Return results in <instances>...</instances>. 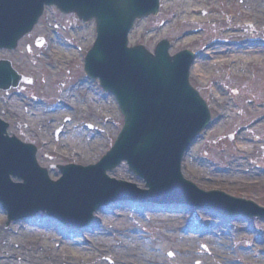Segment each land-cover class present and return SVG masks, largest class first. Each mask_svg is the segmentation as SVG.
I'll list each match as a JSON object with an SVG mask.
<instances>
[{
	"label": "rangeland",
	"instance_id": "obj_1",
	"mask_svg": "<svg viewBox=\"0 0 264 264\" xmlns=\"http://www.w3.org/2000/svg\"><path fill=\"white\" fill-rule=\"evenodd\" d=\"M161 2L163 5L159 16L137 23L131 34L130 43L131 45L143 44L153 50L161 39L168 38L172 42V54L184 49L199 53L200 57L193 68L191 81L208 101L213 118L211 128L201 134L186 156L182 168L184 177L205 192L222 191L232 197L252 201L264 208V53L247 57L238 55L241 64L239 62L236 66L232 62L231 65L224 64L216 67L212 64L223 61L228 55L221 52L214 54L215 52L211 51L217 47L216 45L220 46V42L223 41H226L229 47L244 45L256 50L264 48V12L258 15L262 20L259 24L254 18L244 16L240 6L230 0H176L171 5L172 11L179 13L180 17H189L190 21L187 23L177 21V18L168 14L165 6L168 0H161ZM202 5L211 10L204 9L194 14L193 16L199 17L200 20L196 23L190 16L193 9H203ZM223 10L225 12L222 13ZM243 11L252 14L246 6ZM37 36L47 40L44 49L35 48L34 39ZM95 38L94 23L84 24L76 18L63 16L56 10H48L36 34L22 44L20 51L0 53V56H7L12 60L19 71L36 78L35 85L27 86L24 90H12L11 107L18 102L17 105L26 107L24 109L26 111L39 112L35 118H24L23 121L31 124L39 119L41 125L50 128L46 131L47 137L44 136L46 141H43V138L32 140L39 148V162L44 168H50L52 164L80 166L98 164L106 152L111 150L122 129L123 116L114 97L106 94L98 83L88 79L84 73V58ZM30 44L33 46L31 54L27 52V46ZM248 60L251 63L246 65ZM203 64H205L204 78L203 73L197 70V67ZM94 96L97 103L93 108L89 101L93 100ZM0 99L2 106L3 100H9L3 93L0 94ZM9 107L10 105L6 106L4 110L9 111ZM58 109L65 112L59 124H62L64 119L68 123H63L66 127L65 134L71 135L70 139L62 141L63 143L56 142L57 131L62 130V125L54 127L53 122L59 119L61 110L56 112ZM6 118L14 120L12 127L14 134L23 140L30 141L23 133L34 134L36 131L33 125L30 131L21 120L19 125L17 118L11 113L7 114ZM79 133L84 135V139L101 143L100 151L91 162L84 163V152L78 148V143L81 141ZM200 165H206V167L201 168ZM108 175L116 181L128 182L141 190L145 189V182L131 173L127 164L118 166ZM50 176L57 180L61 173L58 169H53L50 170ZM183 187L187 188V186ZM164 189L162 187L161 190ZM115 192L118 191L115 189ZM125 192L128 191L125 190ZM165 192L168 191L165 190ZM128 194L126 198L134 197L132 193ZM119 197H125V195ZM203 199L196 198L194 202L211 205L210 202H202ZM113 205L102 210L110 211ZM219 208L222 209V207ZM249 209L255 211L253 208ZM0 210H2L1 207ZM120 212H128L126 217L119 216L117 219L119 222L128 224L124 234L121 235L118 231L115 232L116 234L105 237L116 240L117 237L119 239L131 237L127 235L133 236L138 232L135 234L138 236L135 242L141 243L143 251L140 256L136 251L128 253L129 255H120L119 264H121L120 260L126 256L133 257L137 264H145V259L148 260L151 255L159 264H199V262L200 264H227V261L232 264L237 258L240 264H257L260 258L256 250L261 249L258 242L264 238V223L256 218L234 215L232 218L245 219L242 220L245 222L232 220L228 222L232 227L231 229L227 227V232L235 235L237 245L232 248L228 244L225 249L223 246L215 249L211 246L214 241L210 239L211 237L201 239L194 235L191 241L180 242L179 236L188 237L184 236L188 233L185 231L187 226L184 228V235L179 233L174 235L161 226L165 220H157L162 213H153L155 211L145 205L142 207L140 203L138 207L120 209ZM231 212L236 213L235 210ZM200 213L196 210L186 211L179 217V223L198 229L199 235L205 233L201 232L202 230L213 231L211 224H215L217 215L207 217ZM107 218L110 217H104L101 221L98 215H95L89 227L90 230L74 231V234H79L76 239H83L79 241L82 242V246H77L74 239L69 240L72 238V234L71 236L68 234L69 230L60 226L58 221L49 219L46 214H39L35 219L28 221L44 223L49 221V224L53 225L52 229L46 227L49 231L34 229L24 224L27 221L12 222L7 225V215L0 211V264H4L1 259L16 258L12 256L13 254L7 255L10 254L7 251L15 249L12 247H20L21 242L25 245L24 250H27L20 253L25 264H117L114 262L117 256L112 255L108 250L109 257L106 255V248L102 247V250L92 245L98 243L95 240L96 233L104 226V223H107ZM104 227L107 228V226ZM250 228L255 229L256 232L247 235L246 231ZM6 234L8 239L12 237V241L8 239L5 241ZM22 235L23 238L20 237ZM243 235L254 240L246 241L249 239ZM226 240L229 242V238ZM120 243L119 246L116 245L117 248L124 245V242ZM84 245H88L85 247L87 253L83 251ZM128 247L131 246L126 243L124 247L126 251H130ZM245 249H247L246 252H242ZM234 254L238 255L234 256ZM25 255H28L29 260L23 259ZM222 257L226 260H221ZM18 261L21 262L17 256L12 264H17Z\"/></svg>",
	"mask_w": 264,
	"mask_h": 264
},
{
	"label": "water",
	"instance_id": "obj_2",
	"mask_svg": "<svg viewBox=\"0 0 264 264\" xmlns=\"http://www.w3.org/2000/svg\"><path fill=\"white\" fill-rule=\"evenodd\" d=\"M46 5L76 12L85 21L96 19L99 36L85 69L116 96L125 127L114 150L99 165L62 168L65 178L58 183H52L48 171L39 167L34 147H19L15 139L4 142L0 131V201L11 214L21 215L16 219L42 210L66 225L83 227L102 204L100 188L89 185L88 174L100 170L97 180L105 181L108 170L127 160L151 188L162 181L179 185L183 157L209 125L210 115L189 83L192 54L171 58L167 44L160 45L154 55L142 46L127 47L134 21L157 14L159 0H0V48L15 49L35 27ZM6 65V88L18 86L20 77ZM4 81L0 75V88ZM76 171L80 176L74 178ZM10 173L20 176L26 185H11ZM261 213L256 215L263 217L264 210Z\"/></svg>",
	"mask_w": 264,
	"mask_h": 264
},
{
	"label": "bare ground",
	"instance_id": "obj_3",
	"mask_svg": "<svg viewBox=\"0 0 264 264\" xmlns=\"http://www.w3.org/2000/svg\"><path fill=\"white\" fill-rule=\"evenodd\" d=\"M179 1H183V0H179ZM230 1H233V2L237 3L240 6V11L242 12V14H244V16H249V17L254 18L257 22H259V24L262 23V20H261V18L258 15L261 14L262 12H264V0H240V1L230 0ZM175 2H176V0H168V2L165 3L166 9L168 10V14L169 15L171 14L172 16L177 18L176 19L177 21H180V22H185L186 21L188 23L190 21V20H188V19H190L189 17H180L179 13H176L174 10L172 11L171 5H173ZM198 4H200V3H198ZM245 6L248 9V11L250 9V12L252 14L246 13V12L243 11ZM202 8L203 9H196L195 8V9L192 10V14H191L192 16H190L192 18L191 19L192 21L200 22L199 17L193 16L194 14L199 12L200 10H204V9L205 10H211V8H207L204 5H202ZM221 12L223 13V12H225V10H223ZM245 44H248V43H245ZM216 46H217L216 48L211 50L212 53L215 52L214 54H219L221 52V54L226 53L228 55V57L226 59H224L223 61L216 62V63L212 64L213 66H216V67L223 66L224 64H230L231 65L232 62H233L232 64L235 63L234 65H236V66L238 65L239 62L241 64V59L239 58L238 55H243V56L245 55L247 57V56H251V55L257 54V53H264V48L261 49L260 47H259L260 49H258V50H256L253 47L244 46V45L240 46V47H229L230 45L227 44L226 41L225 42L224 41L220 42V46L219 45H216ZM249 59H250V61H253L252 58H249ZM250 61L248 60L246 62V65L251 63ZM204 65L205 64H203L202 66L197 67L198 72H200L201 74L203 73ZM202 77L203 78L205 77L204 73H203ZM95 98H96V96H94L93 100L89 101L90 105L93 108L95 107V105L97 103V100ZM17 104H18V102L15 103V105H17ZM98 104H100V103H98ZM23 108L25 109V107H23ZM11 111L14 114V116H17L18 121L21 120L22 122H23L24 118H26V119L27 118H32V117L35 118L38 115V113H39V112H36L35 110H31V111L25 112V111H23L22 108L13 109ZM39 121L40 120L37 119L36 121H33V123H31V125H33V127H34L36 132L34 134L30 133V136L35 137L36 139L43 138L44 139L43 141H46L47 139L44 138V136H46V131L49 130L50 128L46 127L45 125H41L42 123L39 122ZM37 122L39 124H37ZM60 122H61V120H57L54 123V127L57 126ZM72 134L77 135V133H72ZM79 136H80V140L81 141H80V143H78V148L80 149L81 152H84V155H85L84 156V159H85L84 163H88V162L93 161L95 159L96 155H97V152L100 151V149H101L100 148L101 147L100 141L84 139V135H82V134H80ZM70 137H71L70 134H68V135H64L63 134L60 137L59 142L63 143L62 141H64V140L67 141L68 139H70ZM200 167L204 168V167H206V165H200ZM168 206L174 207L175 209H173L171 207H168ZM177 206H178V204H176V205L175 204L174 205H160V204H157L156 210L159 211V212L160 211L173 212L175 210H179V209L176 208ZM121 208L122 207L120 205L119 206H113L110 211H105V209H104V210H102V211L97 213V215L101 219V221L104 219V217H110V218H107L106 219L107 223L103 224L104 226H107V228H105L103 226L101 229H98V232L96 233L97 236H96L95 240L98 243L97 244L96 243L92 244L94 248H100V249H102V247L106 248V251H107L106 255H108V256H109L108 250L110 251V253L112 255L117 256L116 258H114V262L117 263V264H119V256L120 255H129L128 253L136 251V252L139 253V256H140V255H142V251H143L141 243L140 242H135V238L138 237L135 234H138V232H136L133 236L132 235H127V236H131V237H122L120 239L117 237L116 240H112L110 238H106L105 237V236H111L113 234H116L115 232H118V231H120L121 235L124 234L123 233L124 229H125V227L128 224L126 222H119V220H117V219H119L118 218L119 216H120V218H122V216L126 217L128 212H125V213L124 212H120ZM182 210H184V209H182ZM184 213H185V211L181 212V213H176V214L162 213L161 216L157 217V220H160V219L161 220H165L164 221L165 223H162L161 226L166 228V230L172 232L174 235H176L177 233H179L181 235H184L185 231L188 232L186 235H184V236H188L187 238H185L183 236H179L180 242L189 241V240L191 241L192 240V236H194V235L197 236L200 233V231L198 229L192 228L191 225H187V224L184 225L183 223H179L180 222L179 217L183 216ZM200 214H202L203 216H207V217H213V215H216V214H214L212 212H203V213H200ZM217 217H218V215H217ZM217 220L219 222H221V223H224L223 222L224 219L221 218V217H218ZM185 226H187V228L184 231ZM35 227H37L38 229L39 228H44L45 229V227H43L42 225H35ZM158 228H161V227L158 226ZM46 230H48V229H46ZM201 232H205V233L203 235L198 236L199 238H202L207 233H212V231L207 230V229L206 230H202ZM68 234L69 235L72 234V236L70 235L72 238H70L69 240L74 239V241L77 242L76 243L77 246L82 244V242H79V241H82L83 239H76V236H79L78 233L74 234L73 231L69 230ZM101 235H102V237H101ZM6 236H7V234L4 236L5 241H7V239H8ZM80 236L82 237L84 235H80ZM20 237L23 238V235L20 236ZM8 240L12 241V237H9ZM119 242H121V243L124 242V245H123L124 247H125V244L128 243V245L131 246V247H128V248H130V251H126L125 248L122 245H121L120 248H117L116 245L119 246ZM86 246H88V245H84V248H83L84 253H87V252H85V251H87L86 248H85ZM12 248H15V249H10L9 251H7V252H10V254H7V255L13 254L12 256H15L16 258L18 256V258H20L22 263L20 261H18L17 264H25V262L21 258L22 255L20 254V253H24V252L27 251V250H24L25 249L24 243L21 242L20 247H17V248L16 247H12ZM131 256H134V255H131ZM85 257H87V255ZM12 259L15 260L14 258H12ZM12 259L4 258V259H1V262L4 261L2 263H4V264H12V262H13ZM23 259H28L29 260L28 255H25V257H23ZM120 262H121V264H137V263H135V260H134L133 257H128V256L123 257L120 260ZM145 264H159V262L157 261V259L155 257H152V255H151V256H149L148 260L145 259Z\"/></svg>",
	"mask_w": 264,
	"mask_h": 264
}]
</instances>
